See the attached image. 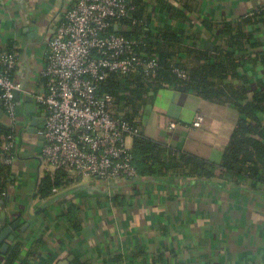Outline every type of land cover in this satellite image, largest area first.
<instances>
[{"label": "crops", "instance_id": "0c3cea01", "mask_svg": "<svg viewBox=\"0 0 264 264\" xmlns=\"http://www.w3.org/2000/svg\"><path fill=\"white\" fill-rule=\"evenodd\" d=\"M77 1L0 0V50L19 53L15 79L28 89L44 90L40 73L49 43ZM170 1L191 10L192 22L183 26L194 36L199 19L237 20L264 4ZM146 2L147 15L159 26L164 12L157 0ZM167 23L179 25L174 19ZM259 29L254 33L261 42L258 49L264 50V24ZM197 37L205 45L216 42L209 32ZM242 74L250 91L264 89V66L248 64ZM16 101L17 149L12 183L0 208V235L10 225L19 227L0 242V249L8 245L5 253L0 251V264L16 244H21V252L13 264H264V182L233 180L221 171L209 180L172 176L108 183L76 177L53 201L40 199L36 189L46 173L42 141L31 126L35 119H40L36 129L42 126L44 112L23 93ZM197 114L203 117L200 127L193 126ZM257 115L264 125V112ZM239 118L233 104L169 88L154 93L139 127L143 135L175 151L220 164ZM172 121L174 129L169 127ZM0 122L11 125L2 107ZM71 207L74 211L64 217Z\"/></svg>", "mask_w": 264, "mask_h": 264}, {"label": "trees", "instance_id": "16d2710c", "mask_svg": "<svg viewBox=\"0 0 264 264\" xmlns=\"http://www.w3.org/2000/svg\"><path fill=\"white\" fill-rule=\"evenodd\" d=\"M133 3L136 10L131 20L121 22L122 33L137 41V49L144 56L156 58L159 68L151 77L142 74L110 75L102 83L100 93L116 97L112 113L127 119L133 126H139L142 110L152 102L154 93L169 88L192 91L204 100L233 104L240 113L220 164L175 151L143 134L135 137L132 153L140 177L182 176L209 180L215 177L217 171H221L233 180L244 178L264 182V125L257 115L264 112V89L250 91L249 80L242 74V69L248 64L264 66V50L258 49L261 42L256 40L254 33L264 24V12L220 22L199 19L200 29L195 31L194 36V32H189L183 26L185 22H192L189 15L191 10L187 6L179 8L170 0H157L165 20L159 26H154L151 16L147 15L149 4L146 0H134ZM171 19L179 25L167 23ZM132 20L137 23L133 25ZM205 32L211 33L216 42L206 45L199 42L197 35ZM176 68L187 70L188 77H179ZM16 134V129L0 122L2 199H5L8 185L12 183V164L5 163L1 146L6 137ZM75 179L66 170L58 169L53 175L47 174L40 180L36 196L53 201L57 195L53 189L66 190ZM71 211H74L73 207L63 216L67 217ZM20 252L21 244L13 246L5 264H13ZM23 264L28 263L25 261Z\"/></svg>", "mask_w": 264, "mask_h": 264}, {"label": "built area", "instance_id": "2783aa9c", "mask_svg": "<svg viewBox=\"0 0 264 264\" xmlns=\"http://www.w3.org/2000/svg\"><path fill=\"white\" fill-rule=\"evenodd\" d=\"M134 0H78L58 24L51 39L40 76L44 90L33 91L15 79L20 64L16 51L0 50V100L15 129L18 119L16 93L31 97L44 112L37 136L42 141L46 175L66 170L70 177L92 178L108 183L140 179L134 164L132 141L141 133L127 119L115 116L116 97L100 93L112 74L155 75L159 62L138 51L136 40L122 33L121 22L131 20ZM264 12V4L251 13ZM132 20V24H136ZM118 28V30H116ZM186 79L188 71L176 68ZM197 114L194 127L202 125ZM170 129L176 127L172 121ZM4 161L12 164L17 136L9 135L1 146ZM45 165L55 171L47 172ZM57 193V189H53Z\"/></svg>", "mask_w": 264, "mask_h": 264}, {"label": "water", "instance_id": "95a60500", "mask_svg": "<svg viewBox=\"0 0 264 264\" xmlns=\"http://www.w3.org/2000/svg\"><path fill=\"white\" fill-rule=\"evenodd\" d=\"M116 30H118V28H116ZM18 96H19V94L18 93H16V99L18 98ZM40 119H35V121L32 123V126H31V128L34 130V132H36L37 131V122L39 121ZM42 120V119H41ZM5 205V201H4V199H2L1 197H0V207L1 206H4ZM26 226V225H25ZM19 227V223H16V224H13V225H10L9 227H7V229L3 232V233H1V235H0V242L3 240V239H5L6 237V235H7V233H10L13 229H16V228H18ZM22 230H26L25 229V227H22L21 228ZM14 237L13 236H11V239H13ZM8 248V245L7 244H3L2 245V248L0 249V251L1 252H3V253H5V251H6V249Z\"/></svg>", "mask_w": 264, "mask_h": 264}, {"label": "rangeland", "instance_id": "374dc122", "mask_svg": "<svg viewBox=\"0 0 264 264\" xmlns=\"http://www.w3.org/2000/svg\"><path fill=\"white\" fill-rule=\"evenodd\" d=\"M45 167H46V171L47 172H53V171H55V169L52 166L45 165ZM43 173H45V172L43 171Z\"/></svg>", "mask_w": 264, "mask_h": 264}]
</instances>
